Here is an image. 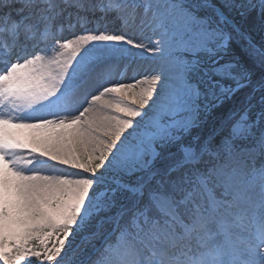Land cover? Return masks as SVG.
I'll return each instance as SVG.
<instances>
[{
    "label": "snow or ice",
    "instance_id": "6c2138e0",
    "mask_svg": "<svg viewBox=\"0 0 264 264\" xmlns=\"http://www.w3.org/2000/svg\"><path fill=\"white\" fill-rule=\"evenodd\" d=\"M0 264H264V0H0Z\"/></svg>",
    "mask_w": 264,
    "mask_h": 264
},
{
    "label": "bare ground",
    "instance_id": "6f19581e",
    "mask_svg": "<svg viewBox=\"0 0 264 264\" xmlns=\"http://www.w3.org/2000/svg\"><path fill=\"white\" fill-rule=\"evenodd\" d=\"M21 131V135H22V138H27L29 137L30 135H33L34 133H32L31 130H28V129H22L20 130ZM26 154V153H25Z\"/></svg>",
    "mask_w": 264,
    "mask_h": 264
},
{
    "label": "rangeland",
    "instance_id": "374dc122",
    "mask_svg": "<svg viewBox=\"0 0 264 264\" xmlns=\"http://www.w3.org/2000/svg\"><path fill=\"white\" fill-rule=\"evenodd\" d=\"M141 86H146V85H138V88H137V90L139 89V87H141ZM43 251V250H42Z\"/></svg>",
    "mask_w": 264,
    "mask_h": 264
}]
</instances>
